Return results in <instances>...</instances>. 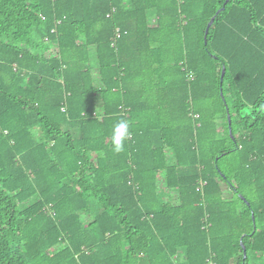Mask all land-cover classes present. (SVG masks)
<instances>
[{
    "label": "trees",
    "instance_id": "1",
    "mask_svg": "<svg viewBox=\"0 0 264 264\" xmlns=\"http://www.w3.org/2000/svg\"><path fill=\"white\" fill-rule=\"evenodd\" d=\"M225 1L0 0V264H264V0Z\"/></svg>",
    "mask_w": 264,
    "mask_h": 264
},
{
    "label": "clouds",
    "instance_id": "2",
    "mask_svg": "<svg viewBox=\"0 0 264 264\" xmlns=\"http://www.w3.org/2000/svg\"><path fill=\"white\" fill-rule=\"evenodd\" d=\"M129 135V125L126 120L116 123L111 131L113 150L120 153L124 150V144Z\"/></svg>",
    "mask_w": 264,
    "mask_h": 264
},
{
    "label": "water",
    "instance_id": "3",
    "mask_svg": "<svg viewBox=\"0 0 264 264\" xmlns=\"http://www.w3.org/2000/svg\"><path fill=\"white\" fill-rule=\"evenodd\" d=\"M229 1H230V0H226V1H225L224 5H223V8H222L221 10H219V11L217 12V14H219L221 11L224 10L225 5L228 4ZM213 21H214V18H213V19L211 20V22L207 25L206 30H205V36L207 35V33H208V31H209V29H210V27H211ZM205 44H206V41H205ZM224 72H225V70L223 69V71H222V75H221V81H222V79H223ZM228 120H229V119H228ZM243 253H244V258H245V256H246L245 250H243Z\"/></svg>",
    "mask_w": 264,
    "mask_h": 264
},
{
    "label": "built area",
    "instance_id": "4",
    "mask_svg": "<svg viewBox=\"0 0 264 264\" xmlns=\"http://www.w3.org/2000/svg\"><path fill=\"white\" fill-rule=\"evenodd\" d=\"M120 37L119 33H116V39H118Z\"/></svg>",
    "mask_w": 264,
    "mask_h": 264
}]
</instances>
